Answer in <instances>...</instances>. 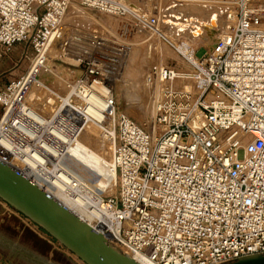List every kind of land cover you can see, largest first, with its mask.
I'll use <instances>...</instances> for the list:
<instances>
[{"label": "built area", "instance_id": "obj_1", "mask_svg": "<svg viewBox=\"0 0 264 264\" xmlns=\"http://www.w3.org/2000/svg\"><path fill=\"white\" fill-rule=\"evenodd\" d=\"M179 1L185 0H173ZM219 2L227 8L224 32L204 56L197 57L199 47L192 61L177 52L189 72L168 65L149 69L163 84L150 123H138L120 110L106 75L91 71V85L84 86L106 88L97 91L105 101L102 118L92 123L108 143L118 181L115 194L94 193L104 211L99 230L109 243L148 264H228L264 253V0ZM72 5L126 21L127 33H159L162 21L127 0H0V68L19 44L24 62L29 49L42 56ZM30 73L20 72L18 81L0 87V149L25 164L40 157L31 168L47 184L85 203V196H93L91 189L56 165V156L44 145L62 150L55 129L72 141L62 127L91 122L80 108L85 98L76 104L65 95L56 119L42 115L41 121L22 102ZM178 81L192 86H178ZM71 104L77 106V124L64 112ZM148 125L156 128L155 136ZM3 140L9 144L5 148Z\"/></svg>", "mask_w": 264, "mask_h": 264}, {"label": "rangeland", "instance_id": "obj_2", "mask_svg": "<svg viewBox=\"0 0 264 264\" xmlns=\"http://www.w3.org/2000/svg\"><path fill=\"white\" fill-rule=\"evenodd\" d=\"M127 2L128 4L130 3L135 4L138 9L148 14L149 16L154 15L157 16L159 19H161L162 17L163 18L166 17L165 16V13L167 12L166 9L171 7V5L173 4L172 3L173 0H127ZM74 7L76 8L77 6L72 5L70 7V10L68 11V15L65 18L63 28L59 32V34L61 35V37L59 38L61 40L59 42L61 46L64 44L65 47L63 48V50L61 51L58 50L57 54H55L57 49H55V47L52 46L48 50L46 49L43 52L44 54L40 56L39 53L35 52L33 49H29V53H28L29 60H25L24 62L23 59L16 58V56L12 60L4 59L2 66L0 68V87L3 90L11 83L18 81V75L20 74V72L21 73L24 72L28 74L31 72L32 69L33 73L32 74L30 73L31 74L30 79H32V82L29 88H31L32 86H36L38 84L39 86L37 85L38 87L37 92L38 94L40 92L41 97L32 99V101L29 102L30 104L29 103L28 104L29 106L35 109L37 108V111L41 115L45 116V118L47 117V119H56L58 112L56 111V108L59 106L61 99L65 97V95L69 96V99L75 102L76 104H80V103L84 104V102L82 101L85 98L86 93L85 94L82 93L79 87L91 85L90 82L92 77H90L89 72L95 71V73H98V76L102 74L107 75L108 74L107 70L109 69L110 71L108 75L112 76L113 75L112 69L117 67L118 64L120 67L121 66L120 63L124 62V60L125 61L128 60L129 62H131L129 63L127 61L130 64L129 65L130 68H128L130 71L131 70L133 71V69L136 68L137 70H139L140 72L139 75L141 76H144L148 72V70L154 65H168L171 67H175L176 69L188 71V72L191 70V67L188 65L187 60L183 56L179 55L177 53L178 51L176 52L175 48L171 43H168L160 39L151 31L148 30L146 31L143 29H138V30L131 29L130 32L127 33L123 31L124 28L123 25L124 23L127 22L123 21L122 19H117L114 17L109 18L107 15H103L100 13H96L84 9L79 11V13L77 14H72L71 10H73ZM84 14H87L89 17ZM104 21L107 23L106 26H103ZM208 22L209 21H206L205 24L209 25ZM201 27L203 26L201 25ZM80 37L87 38V40L85 39V42L82 41L77 42V40L75 39L78 38V40H80L79 39ZM89 40L90 42H92L91 44L87 43L89 42ZM86 44L88 45L86 46ZM90 45L92 46V48ZM105 45H108L107 47L109 49ZM111 46L113 47L112 49L114 51L110 49ZM126 46L129 47L130 51H128L127 54H123V50L127 48ZM209 46L210 43H205V41L200 42L199 46L195 47V49L197 47L200 48L196 52L197 57L199 58L203 57L206 52L205 48H208ZM78 47L79 49L82 48V50H79ZM92 49L94 50V52L92 51ZM195 49L194 51H196ZM131 52L133 53V55ZM53 54L55 55V57H53ZM92 55L95 57V59H93L94 57ZM130 55H132L131 60L128 57ZM109 56L113 58H110ZM122 56L124 57L122 58ZM39 59L42 60L40 61ZM72 59L75 60L73 61ZM108 62L110 64L113 63L114 67L113 65L110 64L108 65ZM116 62L118 63L116 64ZM106 64L110 66L107 67L108 69L106 68L107 66ZM98 66L104 67L102 71L98 70ZM116 69L118 70L117 72L119 73V76L114 77L115 78L113 80L114 84L111 83L112 86L114 85L113 87L111 86V84L109 85L111 87L110 88L111 94L118 102L120 110L138 123H142L143 121H147V123H150V121L152 120L151 111L146 112V114H142L141 113L142 110L139 113V111L137 110L135 111L129 108V106H133L135 104L134 103L135 100L140 102V100H138L137 97L136 99L131 98L133 97L131 91L136 89L135 88L136 84L140 83L139 82L140 76H138L137 78H134L135 76L132 75L125 76L122 71L124 69V66L121 68V71L120 68L118 67ZM66 79L67 82H69V86H67V88L65 87ZM109 80H112V77H110ZM155 82L156 81H154V83ZM40 89L42 92L40 91ZM127 90H129L130 92L128 96L126 94ZM46 97L49 98L51 97V101H53L54 104H52L53 102L49 104H46L47 101L42 102V100L47 99ZM135 108L139 109L138 105ZM2 112H3V107L0 106V115L2 114ZM58 114L60 113L58 112ZM73 128L74 127H72L71 129L62 127V129L66 133L72 135L73 138H75L74 140H76V138L83 139L84 137L83 140L84 143L87 142V141L85 142V137L86 136L88 137L89 136L88 133H89L91 135V139L89 140L91 144H87V145L93 148V150H95V145L97 143L96 146L98 149V146H100L99 142L97 141V138L99 137L98 135L100 133V129L98 125L92 122H88L81 126H78L76 129ZM94 139L96 143L94 142ZM66 147L67 145L63 143V149ZM241 157H242V153L240 152L239 158ZM107 159L110 162V158ZM117 184L118 181L116 180L114 183V190L112 192L102 187L105 190L100 188L98 193L102 192V194H115L118 190ZM34 225L35 224L27 220L25 216L18 213L16 210H14L12 207L7 205L0 199V261L2 262V264H50L49 263L50 261L51 264H82L78 259L73 257L65 247H63L50 235L45 233L41 228L35 227ZM29 227H33L34 229H36V231L41 233L43 237H46L54 245H56L57 250L52 254L51 260L49 259L50 261H47V254L49 247L46 244L45 240L38 237V235L34 234ZM23 228L25 230H23V234L20 239V245H21L20 248L22 250L25 249L33 250L36 256L34 255H29V256L31 258H36V259L41 258V260L39 259V262L29 259V257H27L28 255L25 254L15 255L14 253L15 249H13V247L15 246L13 244L10 245L11 242H15L16 238L18 237V232ZM11 258L12 261L9 262V259Z\"/></svg>", "mask_w": 264, "mask_h": 264}, {"label": "bare ground", "instance_id": "obj_3", "mask_svg": "<svg viewBox=\"0 0 264 264\" xmlns=\"http://www.w3.org/2000/svg\"><path fill=\"white\" fill-rule=\"evenodd\" d=\"M172 3L173 4L171 5V7L166 9V11H167L165 13L166 17L165 18L162 17L163 19L159 23V26H158L159 33L155 31L156 33H154V34L166 36V38L173 44L176 52L178 51L179 53H182L183 55H185L186 57H188L192 61V60H194V57H193L194 49L196 46H199V44H200L199 40L192 38L193 37L192 34L198 33L197 35H199L201 32L204 33V28H205L204 25H206L205 24L206 21H209L208 24L213 25V27H215L218 32L216 33L215 37L212 40L209 39V40H202V41H205V43L211 44L213 41L216 40L217 36H219V34H221V30L223 31V29H221V27H222V23L224 22V15L227 12V8L224 4L219 3V0H185V1H179V2H175V3L172 2ZM128 5H130L133 8H136L138 11L144 13L143 11L138 9L135 4L130 3ZM81 10L82 9H80L78 7H76V8L74 7L73 10H71V13L77 14ZM87 14H84V15H87ZM144 14H146V13H144ZM91 15H93V14H91ZM92 17H90V18H92ZM108 17L111 18V16H108ZM210 17H211V19H210ZM159 20H161V19H159ZM195 22H198V23H195ZM103 23H104L103 26H106L107 23L105 21ZM162 25L164 26V29H163ZM201 25L203 27H201ZM88 27H90V26H88ZM85 28H87V27H85ZM88 30H90V29H88ZM60 37H61V35L59 34V32L57 34H55V36L51 40V43L49 44V46L46 49L48 50L52 46L55 47V49H57L55 54H57L58 50L59 51L63 50V48H65V47H64V44L61 46V44L59 42L61 40V39H59ZM79 39L80 40H78V38H77L75 40H77V42L78 41L79 42L80 41L85 42V39L87 40V38H83V37H80ZM89 42H90V40H89ZM89 42H87V43L88 44L92 43V42H90V43ZM88 44H86V46ZM95 45H96V43H95ZM105 46L107 47L108 45H105ZM105 46H104V48H105ZM122 46H124V45H122ZM79 47H78V49H79ZM91 48H92V46H91ZM112 48L113 47L111 46L110 49L113 50ZM79 50H82V48ZM86 50H88V49H86ZM124 50H123V54H127L128 51H130L129 47H127ZM131 50H132V48H131ZM92 51L94 52L93 49H92ZM116 51H118V50H116ZM80 53H81V51H80ZM119 53H121V52H119ZM76 55H77V53H76ZM99 55H101V54H99ZM132 55H133V53H132ZM132 55L128 56L130 58V60L132 59ZM89 56H91V55H89ZM110 56H112V55H110ZM115 56H117V55H115ZM53 57H55L54 54H53ZM105 57H106V55H105ZM123 57L124 56H122V58ZM110 58H113V57H110ZM122 58H121V60H122ZM93 59H95V57ZM72 60L74 61L75 59H72ZM110 60H112V59H110ZM118 60H119V58H118ZM114 61H113V63H114ZM127 61H125V60H124V62L120 61L121 62L120 67H119V64L117 65V67L120 68V71H121V68L124 66V69L122 71H123V74L125 76H131L132 75V76H135L134 78H137L138 76H140V80H139L140 83L136 84V86H135L136 89L131 91L132 96H133L131 98L136 99V97H137L138 100H140V102L135 100L134 101L135 104L133 103L134 105L132 104L133 106H129V108L132 110H135V111L137 110V111H139V113L142 110V112H141L142 114H146V112L151 111L152 112L151 116L153 118L155 115V109H156L157 102L159 101L161 93H162L163 84H161L156 78H153L149 74V70L144 76L139 75L140 72L136 68H134L133 71L132 70L130 71L128 68H130L129 63H131V62L128 61L129 62L128 63ZM109 62H108V65L110 64ZM36 63H34V64H36ZM113 63L110 65H113ZM117 63L118 62H116V64ZM38 65H40V64H38ZM108 65L106 66V68L110 67ZM139 66H140V64H139ZM33 67H34V65H33ZM113 67H114V65H113ZM117 67L112 69V72H113L112 76L108 75L110 70L107 68L108 74L106 75V77H108V80L110 79V77H112V80H109V84H111V83L114 84V82H113V80L115 79L114 77L119 76V73L117 72L118 70L116 69ZM42 68H43V66H42ZM39 69H40V67H39ZM112 72H110V73H112ZM120 74H121V72H120ZM66 78H68V77H66ZM154 81H156V82L154 83ZM65 82H66L65 87L67 88V86H69V82H67V79ZM112 84H111V86H112ZM37 85L32 86L31 88H29V90H27L26 94L23 97V101H22L23 104L25 102L29 103L30 101H32V99H35L37 97H41L40 92H39V94L37 92L38 91ZM176 85L185 86L186 88H190V86H192V83L191 82L186 83V82L178 81V82H176ZM40 91H41V89H40ZM97 91L104 93L106 91V88L103 86V84H101V85L95 84L94 90H92V91L89 90L88 88H85V87H83V90H82V92L84 94L86 93V97H85V103L86 104L80 108H82L84 110L85 114H87L90 117L91 122L93 120H100L102 118L101 109L103 108L105 101L97 93ZM129 93H130L129 90H127V92H126L127 96L129 95ZM109 94H110V91H109ZM42 95H43V93H42ZM46 98L47 99L42 100V102L47 101L46 104L53 102V101H51V97L50 98L46 97ZM52 100H53V98H52ZM52 104H54V102ZM137 105H138L140 110L135 108ZM76 107L73 105H72V107L70 105H66V108L64 109V112L67 113V115L71 117L70 119H72L75 124H77L75 119L77 118V116H79V114L75 111ZM33 110L31 111L32 115L37 117L41 121H43L44 117L37 111V108L36 109L33 108ZM81 114L83 115V113H80V115ZM146 120H148V119H146ZM146 122L147 121H143L142 123L147 124ZM148 126L150 127V125H148ZM150 128H151V133L155 136V134L157 133L156 128H154L153 126H151ZM54 133L56 134V136L59 139H61L62 143L68 144L67 147L64 149L62 148V150H61L60 147L54 148L51 145H49L48 143H44V145H45L46 149L52 155L56 156L55 157L56 165H60L62 167L67 168L73 175H75L78 178L80 183H82L83 185L85 184L86 188L88 187L91 189L93 196L92 197L90 196L89 198L85 196V203L82 201L83 198H81V197H79L78 199L77 198L75 199V198L67 195L62 190V188L60 186L55 185V184H47V182L36 171H34L31 168L30 165H34L35 161L39 160L40 157H37L36 160L32 159L28 163L25 164V163H22L18 159L10 160L8 155H6L3 152V150L0 149V161H2L3 163H5L7 165H10L13 168H15L16 170H18L22 175H24L25 177L30 179L32 182H34L36 185H38L39 187L44 189L52 197H54L56 200H58L64 207H66L69 211H71L79 220L83 221L85 223V225L89 226L93 231H95L99 234H102L101 231L99 230L98 222H99V217L103 214L104 211H103V209H101L100 203L96 202V199L94 198V193L97 194L99 192V189L102 187L105 189H108V191H111V192L114 190V183L116 181V173H115V168H114V164H113L112 157H111V151L108 148V143L106 142L104 136L100 135V133H99V135H98L99 137L97 138V141L99 142L100 146H98V149H97V146H96L97 143L94 139V142L96 143V145H95V150H93V148H91L87 145V144H91L89 141L91 139V135L89 133H88L89 136L85 137V142L87 141L86 143H84V141H83L84 137H83V139H80V138L77 139L76 138V140L69 141L67 139V137L60 130L55 129ZM2 144H3V148H5V146L9 145L5 140L2 141ZM62 147H63V144H62ZM107 158H110V162ZM22 165L29 166L30 168H28V169L22 168ZM105 189H103V190H105ZM79 192L81 193V191H79ZM26 219L29 220L28 218H26ZM34 226L37 227L36 225H34ZM114 246L121 249L122 251H124V253H126V251L122 247H120L116 244ZM70 253L73 257L78 259L82 264H87V263L83 262L79 257H77L76 254H74L72 252H70ZM129 256L132 257L133 259H135L140 264H148V263H145V262L138 260L136 257H133L131 255H129Z\"/></svg>", "mask_w": 264, "mask_h": 264}, {"label": "water", "instance_id": "obj_4", "mask_svg": "<svg viewBox=\"0 0 264 264\" xmlns=\"http://www.w3.org/2000/svg\"><path fill=\"white\" fill-rule=\"evenodd\" d=\"M214 28L206 25L204 33H194L192 38L212 40L217 33ZM0 199L87 264H140L85 225L44 189L2 161ZM228 264H264V253L243 256Z\"/></svg>", "mask_w": 264, "mask_h": 264}, {"label": "crops", "instance_id": "obj_5", "mask_svg": "<svg viewBox=\"0 0 264 264\" xmlns=\"http://www.w3.org/2000/svg\"><path fill=\"white\" fill-rule=\"evenodd\" d=\"M23 51H24V47H23L21 44H19V45H17V46L14 47L13 51H12L7 57H5V59L12 60V59L15 58V56H16V58H20V59H21L22 54H23ZM29 228H30V230H31L34 234L38 235V237H40V238H42L43 240H45L46 244H47L48 247H49V249H48V254H47V261H50V260H51V256H52V254L57 250L56 245H54V244H53L49 239H47L46 237H43V236L41 235V233H39L38 231H36V229H34L33 227H29ZM23 230H25V229L23 228L22 230H20V231L18 232V237L16 238L15 242H11L10 245L13 244V245L15 246V247H13V249H15V250H14L15 255H17V254H25V255H28L27 257H29V259L34 260V261H38V262H39V259L41 260V258L36 259V258H31V257L29 256V255H34V256H36L33 250H31V249H25V250H22V249L20 248V247H21V245H20V239H21V237H22ZM11 247H12V246H11ZM49 259H50V260H49ZM11 261H12V258L9 259V262H11ZM49 263L51 264V261H50Z\"/></svg>", "mask_w": 264, "mask_h": 264}]
</instances>
